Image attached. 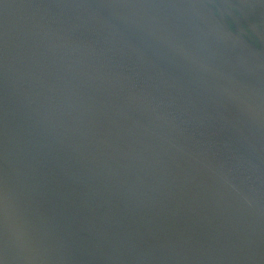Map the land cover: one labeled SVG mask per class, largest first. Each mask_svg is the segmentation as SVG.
<instances>
[{"label": "water", "instance_id": "water-1", "mask_svg": "<svg viewBox=\"0 0 264 264\" xmlns=\"http://www.w3.org/2000/svg\"><path fill=\"white\" fill-rule=\"evenodd\" d=\"M0 264H264V0H0Z\"/></svg>", "mask_w": 264, "mask_h": 264}]
</instances>
